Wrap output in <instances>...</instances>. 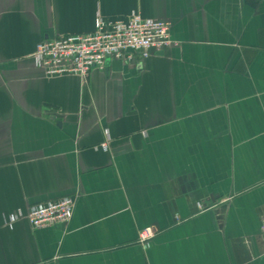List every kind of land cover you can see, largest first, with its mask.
<instances>
[{
	"label": "crops",
	"instance_id": "0c3cea01",
	"mask_svg": "<svg viewBox=\"0 0 264 264\" xmlns=\"http://www.w3.org/2000/svg\"><path fill=\"white\" fill-rule=\"evenodd\" d=\"M134 12L176 45L84 79L35 66ZM64 196L68 222L10 221ZM262 221L264 0H0V264H264Z\"/></svg>",
	"mask_w": 264,
	"mask_h": 264
},
{
	"label": "built area",
	"instance_id": "2783aa9c",
	"mask_svg": "<svg viewBox=\"0 0 264 264\" xmlns=\"http://www.w3.org/2000/svg\"><path fill=\"white\" fill-rule=\"evenodd\" d=\"M173 45L176 43L170 38L168 22L145 18L137 12L118 20H108L98 15L90 32L39 41L32 59L46 77L72 75L84 79L91 69H103L107 59L131 61L135 55L146 59L152 52ZM95 148L106 152L108 143L105 140ZM74 205V197L64 196L31 206L24 213L16 210L10 216V221L25 217L34 228L65 223L71 219ZM198 207L201 208L200 204ZM260 229L264 233V221ZM153 235L151 227L141 229L138 243H146Z\"/></svg>",
	"mask_w": 264,
	"mask_h": 264
}]
</instances>
